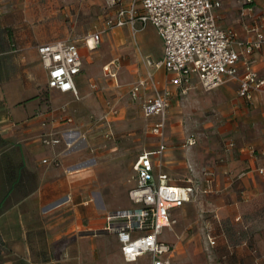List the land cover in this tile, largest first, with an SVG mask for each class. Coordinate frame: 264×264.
<instances>
[{"label": "crops", "instance_id": "obj_1", "mask_svg": "<svg viewBox=\"0 0 264 264\" xmlns=\"http://www.w3.org/2000/svg\"><path fill=\"white\" fill-rule=\"evenodd\" d=\"M218 1L220 6L214 9L218 24L223 29L232 30L238 41L249 40L255 27L264 29V0H253L249 4L245 0ZM130 2L122 0L123 5ZM102 6L106 12L103 19L94 25V31L116 14L115 7H107L104 2ZM249 6L251 10H248ZM138 8L140 10V5ZM24 11L22 4L14 5L13 14L4 15L0 11V264H131L122 257L117 235L105 230L106 215L120 209L105 212L91 205L87 187L92 179L85 177L87 170L83 165L87 161L82 158L89 138L93 137L96 144L88 151L97 155L96 145L100 142L97 135L103 134L106 138L113 135L118 110L109 101L103 104L89 132L78 126L80 121L75 123L74 107L45 108L40 92L48 82V73L40 60L37 46L47 43L54 35L39 32L38 27H31L29 22L23 26V20H27ZM147 27L152 28L160 40L161 57L156 60L143 53L141 33ZM109 33H126L128 36L129 52L141 65L132 83L147 78L150 71L155 87L170 91L162 172L171 183L209 189L208 193L200 194L181 206L198 201L206 204L210 213L209 229L204 237L206 244L210 247L216 244L217 235L212 234L216 224L227 219L245 218L246 211L251 208L262 215L263 222L260 232L256 231L255 240L264 246V175L256 172V168L264 163L261 154L264 149V94L256 93L250 101L240 99L235 81L204 91L196 76L191 77L188 89L183 92L180 86L168 83L170 74L163 67L157 68L146 62L155 63L164 55L163 41L151 23L143 24L136 20L133 32L129 26L115 27L103 33L100 42ZM58 40L78 44L83 67L82 48L93 49H89L81 38ZM236 48L239 49L238 46ZM244 60L264 78V47L247 58L242 56L238 64L239 72L245 69ZM113 62L110 64L114 65ZM80 73L74 78L76 88L78 83L84 82ZM88 86L98 93L100 87L96 82L89 80ZM113 86H119L118 82ZM130 87L127 89L128 96ZM152 92L151 85L147 84L138 97L130 98L140 100L142 105L144 97ZM204 92H209L206 95L207 106L219 113L216 119L206 124L222 137V144L214 150L212 142L209 146H202L196 133H189L177 148L187 150L184 153L187 162L178 160L184 166V184H180L169 175L175 162L172 157L174 149L167 142L169 135L166 134L173 128L170 114L184 96L188 98L187 108L192 110L193 99ZM62 93L73 95L72 92ZM141 114L146 118L142 106ZM146 119L150 120L148 127L155 120L154 117ZM185 121L191 127L202 122L196 120V123L194 117ZM58 126H63V131H75L69 139L71 145L63 139L55 146L42 144L41 136L48 132L59 133ZM176 133L181 134V129ZM189 137L195 139L194 144H187ZM156 146L154 144L153 148L145 151ZM43 159H47L48 163H43ZM132 167L134 171V163ZM134 181L135 185V177ZM208 237L214 239V245L209 244ZM254 262L258 264L257 260ZM230 264L247 262L239 258Z\"/></svg>", "mask_w": 264, "mask_h": 264}, {"label": "rangeland", "instance_id": "obj_2", "mask_svg": "<svg viewBox=\"0 0 264 264\" xmlns=\"http://www.w3.org/2000/svg\"><path fill=\"white\" fill-rule=\"evenodd\" d=\"M103 2L105 0H0V11L4 15L13 14L14 5L22 4L26 10L23 15L27 19L23 20V26L29 22L31 27H38L41 33H53L54 36L49 42L82 38L93 32L94 25L105 15ZM141 35L143 53L149 54L153 60L161 57L160 40L154 30L147 27ZM128 46L126 33L105 35L92 51L82 48L83 67L80 77L84 82L77 84L76 95L50 90L47 84L40 92L47 109L61 105L74 107L75 123L80 121L77 125L89 132L92 131L103 104L107 101L115 104L118 111L113 123V135L109 138L103 134L97 135L100 139L96 145L97 155L88 151L96 144L93 137L89 138L88 145L85 146L86 153L82 157L87 161L83 165L87 170L85 177L92 179L88 182V199L92 206L105 212L131 207L127 194L135 183L133 163L139 154L157 144V138L150 134L147 126L150 120L141 114L140 100L131 99L127 93L139 72L137 69L141 68L139 60L130 54ZM113 60L114 65H111ZM106 65L108 70L105 71ZM90 67L93 69H89ZM89 80L99 85L98 93L88 86ZM117 82L119 86L115 88L113 85ZM207 93L209 92L199 94L193 99L192 110L187 108L188 98L184 96L170 114L173 128L167 129L166 134L169 135L167 142L174 149L172 157L175 162L172 170L168 172L180 184H184V166L179 161L187 160L184 155L187 150L181 151L177 148L189 133L195 132L202 146H209L212 142L214 150H217L222 144V137L212 132V127L206 124L219 116L215 109L207 106ZM192 117L195 121L204 123L196 121L197 124L191 127L185 119L190 120ZM61 127L63 126H58L59 133L65 131ZM179 128L181 134L176 133ZM95 172L98 174L95 175ZM72 176L74 177V173ZM250 209L246 211L245 218L227 219L214 226L212 234L217 236L213 247L207 245L204 239L209 229L207 223L210 221V213L204 201L173 209L171 213L175 222L171 227L163 228L159 238L170 245L172 264H230L237 262L239 258L246 260L247 264H256L255 260L261 264L264 261V246L256 243L255 234L257 230L260 232L262 215ZM143 260L146 259L141 261L144 262Z\"/></svg>", "mask_w": 264, "mask_h": 264}, {"label": "built area", "instance_id": "obj_3", "mask_svg": "<svg viewBox=\"0 0 264 264\" xmlns=\"http://www.w3.org/2000/svg\"><path fill=\"white\" fill-rule=\"evenodd\" d=\"M252 1L245 0L248 4ZM105 5L116 8L115 17L106 19L101 28L81 38L89 49H95L102 34L115 27L129 26L133 32L136 20L143 24L149 22L163 41L164 55L155 63L146 62L157 68L163 67L170 74L169 84L180 86L185 92L191 77L196 76L204 91L235 81L240 99L250 101L256 93L264 94V78L247 65V60H244V71L238 69L242 56L247 58L264 47V29L255 27L249 40L238 41L232 30L223 29L218 24L214 13V9L220 6L218 0H131L127 5H123L122 0H105ZM248 10H251L250 6ZM37 51L48 73V87L76 95L74 78L82 69L78 44L57 40L39 44ZM104 70H108V65ZM147 84L151 85L153 92L144 97L142 113L146 118H155L149 129L157 138V146L138 155L134 162L136 184L128 191L131 207L108 213L105 230L117 235L126 263L146 259L141 264H172V249L159 238L163 228H169L175 222L171 211L195 200L200 194L208 193L209 189L171 183L162 172L171 94L168 88L159 90L155 87L148 71L147 78L131 84L130 96L138 97ZM58 134H43L41 143L55 146L63 139L71 145L69 139L75 131ZM194 143L195 139L189 137L187 144ZM261 154L264 156V149ZM43 163L48 160L43 159ZM256 172L264 175V163L256 168ZM208 240L214 245L212 237Z\"/></svg>", "mask_w": 264, "mask_h": 264}]
</instances>
